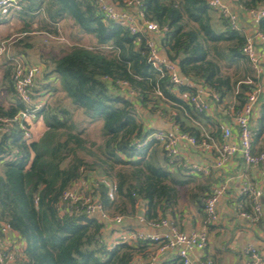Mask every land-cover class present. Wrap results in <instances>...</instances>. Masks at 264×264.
I'll return each instance as SVG.
<instances>
[{"label":"trees","instance_id":"1","mask_svg":"<svg viewBox=\"0 0 264 264\" xmlns=\"http://www.w3.org/2000/svg\"><path fill=\"white\" fill-rule=\"evenodd\" d=\"M108 1L125 8L126 0ZM138 1L145 20L165 29L161 46L182 76L213 90L220 102L235 95L240 108L250 86L238 84L241 80L232 78L224 67L247 63L240 51L243 33L230 30L220 16L215 19L208 0ZM20 2L23 10L18 15L24 25L20 33L39 31L60 37L64 24V29L71 30L70 39L88 35L96 44L92 48L73 45L52 62L49 74L59 81L70 104L60 101L39 111L47 129L37 141L27 144L16 124L0 137V240L4 230L17 235L22 244L17 264H135L136 255L148 244L108 245L103 235L105 223L86 215L81 203L69 210L61 203L62 196L82 181V197H96L112 216H135L138 201L144 204L139 220L145 223L159 221V215L171 211L177 204V188L183 183L160 167L154 142L136 147L154 132L139 122L137 105L148 109L151 95L158 90L159 98L170 107L188 113L189 103L179 98L187 90L174 87L150 66L145 34L133 35L118 23H106L95 0ZM234 3L244 10L264 7V0ZM257 28L264 34V18ZM11 72L12 65L6 70V79L15 105L11 109L0 106V118L13 119L23 109ZM120 83L127 84L135 96L121 92ZM77 111L89 122H102L101 144L90 143L83 136L74 120ZM175 124L200 140L177 117ZM85 184H90V190ZM206 197L194 195L192 199L203 209ZM160 264L183 263L173 258Z\"/></svg>","mask_w":264,"mask_h":264},{"label":"crops","instance_id":"2","mask_svg":"<svg viewBox=\"0 0 264 264\" xmlns=\"http://www.w3.org/2000/svg\"><path fill=\"white\" fill-rule=\"evenodd\" d=\"M223 1L240 12L241 32L243 34L249 32L253 25L246 17L245 12H241L234 2ZM128 11L137 15V10L134 8H129ZM18 14H12L6 20H0V46L5 48V51L0 55V106L4 109H11L15 105V96L13 92L8 91L9 84L6 79V70L12 65V60L21 57L29 64L39 67L40 72L35 78L33 89L35 110L30 119L37 141L47 129L42 116L38 114L39 111L45 106L53 107L62 100L65 104H70L69 99L59 89V81L55 76L49 74L52 62L61 58L73 45L92 48L96 42L88 35H79L75 39H70V29H67L69 32L65 31L60 37L39 31L20 33L24 25ZM215 14L219 16L217 13ZM67 24H71V21ZM156 41L159 44L160 38H157ZM160 54L167 58L161 46ZM260 83L264 84V71ZM179 98L187 103L186 94L179 95ZM137 107L140 112L138 120L146 129L153 131L180 130L178 124H175V117H177L184 129L191 130L197 133L199 138L211 140L218 145L223 142V129L229 127L232 133L230 143H238V129L235 126L234 117L240 108L235 95L224 97L220 104L212 106L210 113L203 115L196 113L191 108L188 113L172 108L157 95H151L148 109L141 108L139 104ZM77 112L83 114L82 111ZM250 124L254 133L252 139L253 153L258 154L264 147V90L259 97ZM180 152L181 157L189 164L188 167L167 166L162 151L156 147V158L160 167L168 172L172 178L183 183L177 188L176 206L171 211H167L165 216L159 215L158 220L161 218L167 220L183 233L201 229L205 213L201 207L198 208L195 203L197 201H194L192 196H202L203 199L212 189L222 186L223 191L217 202L219 221L207 229L209 242L205 251H191L189 253L190 259L194 264H199L202 260H211L214 264H243V248L250 244L256 246L264 257V169L262 166L248 165L240 155H236L222 168L214 169L213 164L216 157L214 149L204 151L182 145ZM206 166L211 169L208 176L194 171V167ZM244 185L252 186L262 192L260 199L262 214L257 222L240 215L242 212H251L252 209L251 199L241 196L239 193ZM75 186L82 188V181ZM89 186L90 184L88 187L85 184L84 187L87 188L86 190H90ZM143 205L142 201H138L133 209L135 216H123L122 226L105 224L103 235L108 245L113 244L114 239L122 230L139 229L145 233L159 235L167 233L168 228L166 227L150 228L145 222L142 223L139 220L144 213ZM140 214L141 216H139ZM1 238V244L16 243L18 246L22 245L17 235L9 230H4V235ZM135 244L137 243L131 245ZM153 257L157 258L154 264L178 258L175 251H168L159 255L154 245H148L144 246L136 255L134 263L147 264Z\"/></svg>","mask_w":264,"mask_h":264},{"label":"built area","instance_id":"3","mask_svg":"<svg viewBox=\"0 0 264 264\" xmlns=\"http://www.w3.org/2000/svg\"><path fill=\"white\" fill-rule=\"evenodd\" d=\"M230 1L236 2L237 0ZM95 3L106 23H118L133 35L137 33L146 35V47L148 49V62L150 66L159 73L161 78L166 77L174 87H183L187 90L185 93L187 102L193 111L201 115L208 114L211 112L213 105L220 104V96L217 93L200 82L182 76L176 62L170 61L160 54L161 43L158 44L156 39L162 37L165 29L162 30L156 23L145 20L140 10V1L126 0L124 2V9L116 7L108 0H95ZM208 5L226 21L230 30L241 31L240 12L238 10L231 8L223 0H208ZM129 8L136 9L137 15L131 14L128 11ZM238 8L241 12H245L246 17L249 18L253 25L249 32L243 34L244 40L240 51L254 74L253 78L248 77L245 81L239 82V84L243 83L250 86V89L245 93L244 102L234 117V123L238 129V143H230L229 140L232 133L229 127L223 129V142L219 145L205 138L197 140L194 136L180 130H155L146 136L141 143L137 144L136 147L143 148L149 142H154L162 151L167 166H189L187 161L181 157L180 152L181 146L187 145L204 151L214 149L216 151L215 162L213 164L214 169L222 168L224 164L232 160L236 155H240L246 164L262 166L264 169V147L258 154L253 153L252 139L254 133L251 130L250 124L259 97L264 90V84L260 83V78L264 71V34L259 32L257 28L258 22L264 18V7L250 10H244L240 6ZM22 10L23 6L20 0H0V20H6L12 14L20 13ZM4 51L5 48L0 46V55ZM39 72V67L29 64L21 57L12 60V85L15 95L23 106V109L13 119L0 118V137L9 134L16 124L21 129L23 139L27 144L36 141L30 119L35 110V103L32 96L35 87V78ZM119 85L121 92L135 96V93L129 90L127 84L120 83ZM156 95L161 96L158 90L156 91ZM194 171L198 174L208 176L211 169L209 166L194 167ZM222 191V186L216 187L204 199L203 211L205 213V219L202 228L199 230L183 233L172 223L165 219H160L159 221H150L146 225L150 228L166 227L168 228L166 234H149L139 229L122 230L114 239L113 245H131L132 243L142 242L148 245H154L159 255L168 251H175L177 257L183 264H194L189 257V253L193 250L204 252L207 248L209 242L207 229L219 221L217 202ZM239 193L241 196L249 197L252 202L251 213L242 212L240 215L254 222L259 221L262 214L260 203L262 192L252 186L244 185L241 187ZM61 203L69 210L77 208V205L81 203L86 215L95 216L107 225L122 226L123 224V218L121 216L108 214L103 210L99 199L94 196L82 197L80 188L75 185L63 194ZM140 221L144 223L142 220ZM20 255V246L0 243V264H17ZM242 255L244 257L243 264H264V257L254 245L250 244L245 246ZM156 259L153 257L147 264H154ZM199 264L214 263L211 260H202Z\"/></svg>","mask_w":264,"mask_h":264},{"label":"rangeland","instance_id":"4","mask_svg":"<svg viewBox=\"0 0 264 264\" xmlns=\"http://www.w3.org/2000/svg\"><path fill=\"white\" fill-rule=\"evenodd\" d=\"M17 14V13H16ZM213 17L215 19H218V16L216 14H213ZM64 25H62V33L65 31H68L67 29L63 28ZM64 29V30H63ZM65 35V34H64ZM248 64L245 62H240L239 67L232 65L228 67L227 69L224 67V70L234 79L245 81L248 77L253 78L254 74L252 73L251 69L248 68ZM246 77V78H245ZM239 84V82H238ZM62 103H64V100H62ZM74 120L79 125V129L83 132V136L90 142L95 145H99L102 143L103 139L101 137L100 129L102 126V122L100 120L95 122H89V119L85 117L81 112H75L74 114ZM93 178V177H92ZM96 182V178L94 179Z\"/></svg>","mask_w":264,"mask_h":264},{"label":"water","instance_id":"5","mask_svg":"<svg viewBox=\"0 0 264 264\" xmlns=\"http://www.w3.org/2000/svg\"><path fill=\"white\" fill-rule=\"evenodd\" d=\"M139 216H141V214Z\"/></svg>","mask_w":264,"mask_h":264}]
</instances>
